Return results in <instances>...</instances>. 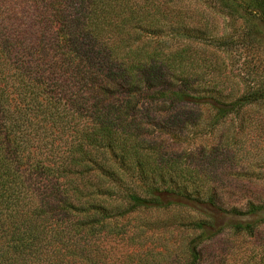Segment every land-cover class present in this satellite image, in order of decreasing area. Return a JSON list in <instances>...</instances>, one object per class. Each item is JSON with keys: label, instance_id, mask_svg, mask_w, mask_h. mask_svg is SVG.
I'll use <instances>...</instances> for the list:
<instances>
[{"label": "trees", "instance_id": "trees-1", "mask_svg": "<svg viewBox=\"0 0 264 264\" xmlns=\"http://www.w3.org/2000/svg\"><path fill=\"white\" fill-rule=\"evenodd\" d=\"M133 7L132 0H0V264H99L84 227L94 233L109 218L112 197L125 189L132 206L167 205L165 191L145 183L173 164L158 161L156 150L146 159L147 140L160 138L148 112L165 98L169 68L144 40L165 32L145 27L149 17ZM170 99L221 116L246 103L185 90ZM132 174L142 198L124 186ZM258 214L264 205L239 215ZM198 247L187 248L191 264L202 260ZM145 256L133 258L148 264Z\"/></svg>", "mask_w": 264, "mask_h": 264}, {"label": "rangeland", "instance_id": "rangeland-1", "mask_svg": "<svg viewBox=\"0 0 264 264\" xmlns=\"http://www.w3.org/2000/svg\"><path fill=\"white\" fill-rule=\"evenodd\" d=\"M132 3L149 17L145 27L165 32L144 40L169 68L165 98L148 112L160 138L147 140L146 159L156 150L158 161L173 164L145 183L165 191L167 205L132 206L121 190L109 200V218L94 233L84 227V239L96 245L99 264H139L134 254L148 264H191L192 242L202 256L197 264H264V214L239 215L264 205V0ZM176 90L246 103L224 116L205 104L182 109L170 99ZM141 185L134 174L124 178L140 198ZM245 223L252 231L233 228Z\"/></svg>", "mask_w": 264, "mask_h": 264}]
</instances>
